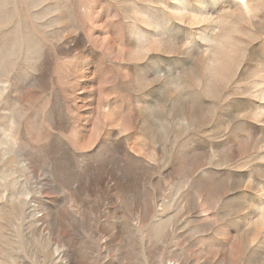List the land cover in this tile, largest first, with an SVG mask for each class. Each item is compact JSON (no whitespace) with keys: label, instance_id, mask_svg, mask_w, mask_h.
<instances>
[{"label":"rangeland","instance_id":"rangeland-1","mask_svg":"<svg viewBox=\"0 0 264 264\" xmlns=\"http://www.w3.org/2000/svg\"><path fill=\"white\" fill-rule=\"evenodd\" d=\"M0 264H264V0H0Z\"/></svg>","mask_w":264,"mask_h":264}]
</instances>
